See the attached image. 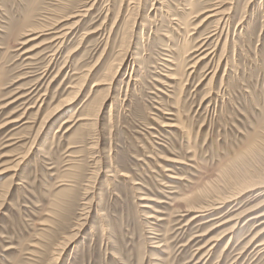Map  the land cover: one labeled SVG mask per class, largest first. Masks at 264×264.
Here are the masks:
<instances>
[{
	"label": "rangeland",
	"instance_id": "1",
	"mask_svg": "<svg viewBox=\"0 0 264 264\" xmlns=\"http://www.w3.org/2000/svg\"><path fill=\"white\" fill-rule=\"evenodd\" d=\"M92 3L0 0V264H264V0Z\"/></svg>",
	"mask_w": 264,
	"mask_h": 264
},
{
	"label": "bare ground",
	"instance_id": "2",
	"mask_svg": "<svg viewBox=\"0 0 264 264\" xmlns=\"http://www.w3.org/2000/svg\"><path fill=\"white\" fill-rule=\"evenodd\" d=\"M94 3L95 2V0H89V3ZM92 3V4H93ZM217 7V6H216ZM87 12H89V10L88 9H82L81 11L79 10L78 11V14H76V15H74V16H71L72 18H77V17H84L85 16V14L87 13ZM221 15V12L220 11H218V9L216 8V9H213V10H211V15L209 16L210 18L211 17H217V16H220ZM71 19V18H70ZM54 24V23H53ZM59 24V22H57V23H55L54 24V26L51 28V29H53L55 26H57ZM72 24V25H71ZM70 24V26H66V27H64V28H61V29H59L58 31H56V32H53L52 31V34H54V36L51 38V41L50 42H48V43H52L54 46H56V48L59 50V47L61 46V44H62V42H63V40L68 36V34H70L72 31H73V29H75V28H73V27H75L76 26V24H77V22L76 21H74L73 23H71ZM55 29V28H54ZM50 30V29H49ZM48 30V31H49ZM55 48V47H54ZM55 51H57V50H55ZM54 53L55 52H53V54H50L51 56H54ZM57 55V54H56ZM206 56H208V54H206ZM50 59H51V57H50ZM54 59V58H53ZM201 59H203L202 57H201ZM43 75H41V77H42ZM111 84V83H110ZM72 88V87H71ZM244 185V184H243ZM241 187V186H240ZM244 187V186H243ZM242 188V187H241ZM235 189V188H234ZM233 189V190H234ZM238 190V189H237ZM250 190V189H249ZM249 190H246V191H244V189H242V190H240V191H238V192H236V193H232V194H230L229 195V197H226L225 199H222V200H218V201H215V203L213 204V205H211L212 207H210V208H205V209H202V210H200V211H197V213H208V212H210V211H213V210H217V209H220L222 206H224V205H226V204H228V203H231V202H233V201H235L236 199H238L241 195H243L244 193H246L247 191H249ZM232 191V190H231ZM190 212V211H189ZM199 214V215H200ZM255 218H264V212L263 213H261V214H259V215H257V216H255ZM216 219H218V218H216ZM237 220H238V218H235V219H232V220H226V221H224V222H222V223H224V224H226V223H229V222H233V221H236L234 224H233V226L229 229V230H227L226 232H224V233H222L221 234V236H220V238H216V239H211V240H209L208 241V245H211V246H215V245H217V243H218V241H220V239L222 238H224L225 236L227 237L228 235H230V233H232L233 232V229H235L236 228V226H237ZM209 221H212V220H209ZM208 221V222H209ZM206 223V222H205ZM262 224H264V221H262L261 222ZM219 225H223V224H219ZM219 225H217V226H219ZM264 231V227H263V229H262V231H260L258 234H256V236L255 237H257V235H260L262 232ZM204 235V234H203ZM254 237V238H255ZM254 238H252L251 240H250V242L251 241H254L253 239ZM256 240H257V238H256ZM198 263V262H197Z\"/></svg>",
	"mask_w": 264,
	"mask_h": 264
}]
</instances>
